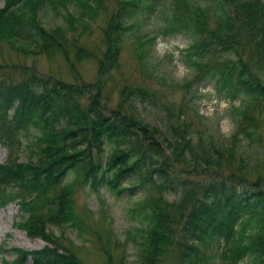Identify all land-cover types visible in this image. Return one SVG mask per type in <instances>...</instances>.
Returning <instances> with one entry per match:
<instances>
[{
  "label": "rangeland",
  "instance_id": "374dc122",
  "mask_svg": "<svg viewBox=\"0 0 264 264\" xmlns=\"http://www.w3.org/2000/svg\"><path fill=\"white\" fill-rule=\"evenodd\" d=\"M7 1L0 0V8ZM18 4L20 13L15 16L20 18L24 13L23 16L35 22L38 37L23 41L18 38L13 24L0 25V78L18 81L32 74L67 83L74 89L83 88L78 97L83 95L82 100L87 104L99 99L111 112L120 109L119 116L125 124L132 117L136 120L130 123L132 126L149 130L155 141L162 145L159 159L162 158V167L168 172L159 175L156 172L159 164L146 162L135 176L138 181L129 186L148 180L157 182L156 179L160 186L163 183L161 180L173 172L183 175L184 181L189 180L187 186L178 184L177 193L172 187L161 190L163 197L172 203L174 213H177L176 208L183 209L182 214L177 213L175 234L172 236L175 243L182 232L187 231L184 224L201 184L194 177L205 182L220 179L221 174L228 173L230 166L223 160L231 154L227 150L231 149L235 156L234 171L241 172L263 188L264 99L257 100L249 94L235 97L232 89L225 88L231 84L227 71L223 77L215 72L217 66L220 65L222 69L226 62L239 63L234 55L211 49L209 58L202 60L189 53L188 45L195 40L194 35L201 34L199 23L208 32L217 29L218 18L210 2L21 0ZM26 9H29L28 14ZM190 21L193 25L188 23ZM239 50L241 54V48ZM247 53L244 51L242 55L245 59L249 56L252 72L264 83V65L256 62L254 54ZM210 75L213 79L220 77L221 83L209 80ZM130 89L138 90L137 100L134 99L135 93L128 94ZM259 92L264 95V91ZM90 96L93 99L89 100ZM147 96L148 100H153L148 101ZM125 98L128 99V106L122 110L119 105ZM249 120L255 121L254 136L243 141L248 133L242 131L240 124L243 121L241 125H244ZM91 126L78 138L92 140L96 146L94 151H99L102 156L113 158L122 151H131L135 155L133 161L141 156L143 146L137 138L113 135L103 140L100 137L101 129ZM159 126L163 131L159 130ZM66 128L70 130L72 126ZM237 129L242 133L241 137ZM181 135L189 141L193 152L202 153V148L208 149L209 158L217 165L210 164L211 170L203 168L198 160L207 157L197 159L200 156L189 154L190 150H187L190 147L180 141ZM36 137L38 133L35 128L23 131L21 146L17 151L18 160L25 161L33 154ZM214 143L220 144L219 147ZM213 146L216 150L212 149ZM78 147L81 149V145ZM175 150L179 154L181 151V155H177L176 165L171 164L167 157ZM7 156V149L0 144V162H5ZM190 167L199 169L193 172ZM74 180L71 178L70 183ZM80 182L75 180L73 184L75 225H51L47 228L48 234L59 238L63 247H70L82 264H142L139 255L146 238L148 219L140 210L137 211L138 196L118 198L106 187L92 190ZM172 191V195L168 194ZM1 194L12 196V191ZM259 213L261 224L256 226L254 223L251 230L238 232L237 244L246 252V258L238 264H258L260 259L264 264L263 246L259 249L256 244L248 242L249 238L254 237L253 232L264 234V214ZM20 219L17 201L13 197L9 200L2 197L0 264L6 261L31 264L29 258L20 263L13 260H17L21 252L39 250L47 244L39 237L29 236L17 223ZM210 240L205 239L201 245L203 255L197 264H233L219 257L218 252L223 253L225 249L221 244L216 248L215 242ZM175 243L167 245L157 255L156 259L159 258L161 264H175L173 250L178 244ZM246 244L247 249L244 247Z\"/></svg>",
  "mask_w": 264,
  "mask_h": 264
},
{
  "label": "trees",
  "instance_id": "16d2710c",
  "mask_svg": "<svg viewBox=\"0 0 264 264\" xmlns=\"http://www.w3.org/2000/svg\"><path fill=\"white\" fill-rule=\"evenodd\" d=\"M20 1L9 0L3 8H0V25L13 24L12 27L20 40H36L38 37L36 23L30 21L29 17L23 16L24 13L20 18L15 16L20 13L18 10ZM206 1L213 7L219 23L217 29L210 32L203 29L204 25L199 23L201 34L194 35L195 40L188 45L189 53L195 54L197 56L195 58L202 60L209 58L208 52L211 49L234 55L239 63L226 62L222 69L220 65L217 66L215 72L223 77L227 71L231 84L225 88L232 89L235 97L249 94L257 100L264 99V95L259 92L264 91V83L252 72V67L248 63L249 56L245 59L242 55L244 51L252 53L256 62L264 65V2L261 0ZM28 13L29 9H26V14ZM188 23L193 25L192 21ZM204 31L207 33L205 34ZM51 39L56 41L53 37ZM209 78L211 81L221 83L220 77L213 79L210 75ZM81 89L83 88L74 89L67 83L32 74L18 81L0 78V143L8 151L7 162L0 164V199L18 198L20 209L28 213L20 226L29 236L40 237L47 242L39 250L21 252L17 260L13 261L20 263L29 258L31 264H82L70 247H63L59 238L50 236L47 232V227L50 225H75L73 184L75 180H80L81 184L92 190L107 187L118 198L138 196L137 211L140 210L139 212L148 219L146 238L139 255L140 260L142 264H161L159 258L156 259L157 255L167 245L175 243L172 236L175 234L177 215L183 213L181 208H176L178 214L174 213L172 203L163 197L161 190L172 187L171 189L177 193L178 184L187 186L189 180L184 181L183 175L173 172L171 176L161 180L163 183H160V186L157 184L159 180L156 179L157 182L148 180L130 187L129 185L138 181L135 176L143 169L146 162L159 164L160 168L156 172L158 171L159 175H166L168 171L162 167V158L159 159L162 153L160 151H163L162 145L155 141L156 138L151 136L149 130L132 126L130 123L136 122L134 118H128L129 122L125 124L119 116L120 109L111 112L99 99L90 104L84 102L83 95L78 97ZM136 92L138 90L130 89L128 94L135 93L134 99L137 100ZM140 97L143 99L142 96ZM91 99L93 97L90 96L89 100ZM151 100L153 99L148 101ZM119 106H122L123 110L128 106V99L125 98ZM243 116L247 118L245 113ZM241 124L242 131L248 133L243 141H247L256 129L255 121L249 120L246 124ZM67 126L72 128L66 130ZM89 126L99 127L100 137L103 140H108L113 135H126L135 140L137 138L143 146L140 150L141 156L136 161H133L135 155L131 151L119 152L113 158L102 156L99 151H94L96 146L92 140L84 141L78 138L82 132H88ZM27 128L37 130L38 137L34 142L36 147L27 160L19 161L17 151L21 146L20 136ZM158 128L163 131L161 126ZM179 139L187 147L191 146L189 141L184 140L183 135ZM216 145L219 147L220 144ZM212 149L216 150L215 146ZM189 150V154L200 156L197 159L207 157L198 160L203 168L211 170L210 164L217 165L209 158L208 149L202 148V153L193 152L192 147L187 151ZM227 152L231 154L223 160L230 166L228 173L221 174L220 179L213 178L205 182L195 178L197 176L194 177L195 181L201 184L198 186L194 204L186 218V225L184 224L187 231L182 232L180 239L177 240L178 244L175 243L177 244L173 250L176 257L175 264H197L203 255L201 245L207 238L215 242L216 248H219L220 244L223 246L225 249L223 253L218 252L221 259H228L229 262L238 264L246 258L244 248L237 244V236L239 231L253 228L254 223L256 226L261 224L259 212L264 214V186L261 188L241 172L234 171L232 166L235 156L231 149ZM177 155H181V151L179 154L175 150L167 156L171 164L178 162ZM198 169L190 167V171L193 172ZM71 178H75L72 183H70ZM4 191L7 194L12 191V196H3L1 193ZM174 191L168 194L172 195ZM40 200L42 202L37 204ZM253 235L254 237L249 238L248 242L256 244L259 249L263 246L264 249V234L253 232ZM244 247L247 249L248 245ZM260 261L261 259L258 264H262ZM3 264L14 263L6 261Z\"/></svg>",
  "mask_w": 264,
  "mask_h": 264
}]
</instances>
